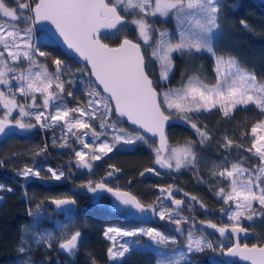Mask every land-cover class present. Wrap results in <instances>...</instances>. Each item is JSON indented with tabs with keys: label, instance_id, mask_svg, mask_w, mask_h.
I'll use <instances>...</instances> for the list:
<instances>
[{
	"label": "snow or ice",
	"instance_id": "6c2138e0",
	"mask_svg": "<svg viewBox=\"0 0 264 264\" xmlns=\"http://www.w3.org/2000/svg\"><path fill=\"white\" fill-rule=\"evenodd\" d=\"M12 4L15 6H10L8 0H0V85L6 89V91L0 90V105L5 109L3 116H0V139L24 134L33 129L36 125L30 122L31 118H34L42 129L66 127L60 146L68 147L67 137L72 135L84 149H92L91 152L74 149L78 158L77 167L91 171L93 165L86 159L88 156L91 160H100L102 156L112 152L118 144L134 145L137 141L148 143L143 135L131 134L124 128H117L116 122L109 123V116L113 112L111 105L114 102L116 114L127 117L128 121L138 125L145 132L159 136L160 147L154 149L155 162L162 168L179 170L188 166L195 167L198 154L195 145L189 141L183 147H172L170 155H163L165 149L169 147L164 128L170 114L166 115L165 108L174 110L181 119L189 123H191L189 113L201 110L208 112L217 105L225 118L229 117L238 106L254 105L264 113V82L258 80L255 70L248 71L235 56L218 52L217 45L223 35L221 29L222 18L225 16L224 0H154V2L153 0H12ZM231 7L234 10L236 5L233 4ZM131 14L137 16L131 23L136 25L144 44L152 46L151 25L147 20L149 14L174 17L177 22L178 41L174 43L170 33L161 31L150 57L145 55L139 43L127 37L116 47L101 42V30H113L111 35L114 36L128 22L126 16ZM40 22L50 23L54 26L55 33H52L51 29L43 28L41 31L45 35L36 37L35 25ZM240 24L250 30V26L243 19L240 20ZM57 33L68 49L87 62L85 68L91 67L89 75L95 77L107 97L93 89L87 92L90 97L87 107L81 105L67 107L63 96L65 84L72 85L74 79L69 78L65 81L63 77L73 76L71 69L61 59H55L53 72L47 64L37 59V56L48 55L45 51H41L40 44L54 41ZM173 53L189 56L210 54L214 60L215 83L209 84L206 78L197 72L182 87L159 92L158 83L150 75L149 69L154 62L157 63L159 81L169 80L170 73L174 70ZM25 61L28 67L22 68V63ZM200 68L202 69L203 66L201 65ZM37 92L43 97L42 105L37 103L35 95ZM17 93L25 98L24 102L17 100ZM67 95L71 97L73 92L69 91ZM29 97L31 103L28 102ZM37 108L40 110L30 111ZM14 110H18V118L13 117ZM77 113L78 116L75 115ZM97 119L100 129L104 131L95 130L92 121ZM191 127L196 130L201 145L211 140L206 125L201 129L196 123H191ZM109 128L117 133L112 137V142L97 143ZM258 129L264 130V121L252 127L251 147L246 149L258 158V164L248 168L241 159L229 167L228 159L225 157L221 164L214 165L219 171H214L213 176L229 181V189L225 190L221 186L216 195L223 199L226 207L220 211L222 215L227 216L231 224L218 227L210 220L201 223L215 229L223 239L235 235L238 241L241 233L245 236L248 234V230L241 226V218L249 222L254 221L255 217L264 219V135H258ZM89 132L92 141L85 142L84 137H87ZM56 143L54 139L53 144ZM233 145L234 142L225 137L222 146L231 149ZM45 150L46 147L40 149V152ZM40 152L36 154L39 155ZM47 171L54 180L59 181L65 177L63 171L58 172L50 167ZM146 171L152 172L154 169L149 168ZM40 174L41 169L35 162L32 167L26 165L22 170L17 171V175L25 179L40 177ZM112 175L113 172H109L107 177ZM143 175L142 172L141 176ZM219 182L217 181L218 184ZM82 187L86 188L87 192L95 194L98 199H103L101 194L104 192L111 194L114 201L110 206L121 215H140L142 218L151 212L161 220L175 224L177 233L183 234L187 231L186 243L183 245L186 251L180 250L179 246L169 251L167 246L177 244L176 238L167 236L160 230L151 227L134 230L109 227L103 233L113 242L107 249L109 261L122 264L126 255L146 248L138 239L119 240L118 237L147 236L155 245L152 250L156 254V264H191L190 254L203 253L206 250L214 254L209 258L210 264H237L236 258L250 264H264L262 244H252L251 247L244 244L241 247L238 242L232 246H227L223 241L214 243L210 238L211 234L196 228L195 217L185 229L183 225L189 224V218L180 214L185 202L172 198L171 187L166 190V195L175 206L172 209L163 206L162 202L146 206L136 195L122 191L119 187L114 189L106 180L95 184L89 180ZM2 190L4 185H0V191ZM7 191L11 192L12 189L8 188ZM161 191L165 192L164 189ZM191 199L200 203L201 207H205L195 196ZM51 203L70 219L73 212L71 206L76 204V200L53 199ZM254 203L259 205L258 209L254 207ZM29 215L34 217L31 227L35 229L45 215L42 202L36 205V212L30 210ZM61 228L63 232L58 247L68 256H74L79 249L82 232L79 229L69 232L68 225H61ZM198 231L200 235L196 234ZM32 242L51 248L53 234L34 231L33 241L22 237L18 245L19 252L21 254L28 252ZM26 244L29 247H25ZM23 264H32V262L29 258L25 259Z\"/></svg>",
	"mask_w": 264,
	"mask_h": 264
},
{
	"label": "trees",
	"instance_id": "16d2710c",
	"mask_svg": "<svg viewBox=\"0 0 264 264\" xmlns=\"http://www.w3.org/2000/svg\"><path fill=\"white\" fill-rule=\"evenodd\" d=\"M8 3L10 6H15L12 4V0H8ZM233 4L236 5L234 10L231 7ZM263 7L264 0H224L225 16L222 18L221 29L223 35L217 45L218 52L235 56L241 65L249 71L254 69L256 65L254 46H256L257 39H259L257 24L262 15ZM132 17L137 16L135 14L127 15L126 19L130 21ZM241 19L247 22L250 30L245 29L240 24ZM173 22L174 19L170 18L168 21L153 20L152 23L155 28H162L163 26L172 25ZM21 26L23 27L24 25ZM44 35L42 32H35L36 37H43ZM138 36L136 27L127 23L114 36H103L101 39L110 46H116L122 39L127 37L141 45ZM40 49L48 53V55L45 57L37 56V59L41 63L47 64L51 71H55L53 61L61 59L71 69V73L74 74L71 77L69 75L63 77L65 81L69 78L74 79L72 85L65 84V92L63 94L65 102L69 103L77 100L85 102L89 100L87 92L93 89L100 92L93 85L94 83L90 79L88 69L67 56L59 46L49 41L46 44H40ZM142 51L145 52L146 56H151V53H147L143 46ZM26 63H22L21 67L23 68ZM173 65L174 70L170 73L169 80L164 82L159 81V65L155 62L151 65L149 72L157 81L159 92H166L169 89L180 87L197 72L206 78L209 84L215 83L214 60L208 53L196 56L174 53ZM201 65L203 66L202 69L200 68ZM91 86L95 87L91 89ZM69 91L73 92V96L67 95ZM38 94L41 96L40 93H36V95ZM71 104H67V106ZM164 110L166 115L170 114V117H172L166 130L170 146L191 141L195 145V150L198 154L199 162L196 167L191 170L177 172L165 170L161 172L155 162L156 153L154 149L156 148V143L147 139L148 143L139 142L131 148L116 147L106 156H102L92 176L100 179H109L108 181L116 183L114 185L115 188L119 187L120 189L129 190L146 206L158 204V198H160L159 202H162L160 188H175L178 191L175 193L177 197L187 193V195L192 197L195 196L198 201L205 205V207H201L200 203L192 202L194 211H185L189 217L203 219L200 216L201 212L213 210L214 220L221 221L219 219L222 218L220 210L225 208L226 205L224 201L217 197L216 192L219 191V187L223 182L217 183V178L213 176V170H211L209 163L212 161V164L215 163L216 165L217 162H223L225 157H227L229 164L230 162L236 163L241 159L244 160V166L248 168L258 164V158L252 152L246 151V149L248 141L252 138V127L263 119L264 114L253 105L245 108H236L227 118L223 116L219 109H214L209 113H201L199 116L189 113L191 123H196L201 129L206 125L210 133L211 140L201 145L199 142L200 138L196 130L191 127V123L185 120H175L174 117H180L175 111L171 112L166 108ZM116 120L117 118L113 111L110 114L109 123L111 124L112 121ZM120 121L122 122V120ZM121 127L129 131V133L136 132L130 129L125 121L122 122ZM48 131L49 129L39 131L38 134L33 135L28 143H24V140L19 137L8 140L4 147H0V183L5 184L7 189H12L11 192L7 191V189L0 191V194L3 195L0 202V264H23L24 260L29 258L32 264H118V262L109 261L108 259L107 249L109 242L103 233L108 226L112 225L125 229L134 228L133 225L137 224L136 222L138 221L121 215L108 207L109 198L106 195H102V203L97 204L95 197L85 196V192L81 194L85 190L82 185L87 183L89 179H72L67 170H65V177L61 180L45 183L38 180L39 178L30 177L31 179L33 178V180H30V178L25 179L17 175V171L21 170L25 164H21L17 156L21 151H25V157L23 158H25L27 165L41 158L44 161L41 159L38 161L39 163L46 162L56 168H62L64 163H67L66 158L62 159L60 154L52 150L53 146L49 142ZM225 137L234 142L231 149H226L222 146ZM45 147L46 150L40 152V149ZM33 150H39L40 154L33 153ZM41 154L43 156H40ZM149 168H155L159 173L155 174L152 171L149 174L146 171ZM109 172H113L111 177H107ZM142 172L144 173L143 176H141ZM63 198L76 200L75 206H72L73 212L70 222L66 224L69 232L76 229L82 232V240L76 254L70 257L67 254L58 252L59 238L63 232L62 228L60 232L59 230L55 232L56 237L53 238V246L51 248L32 242L30 250L21 254L18 250V245L21 238L25 237V234L28 235L25 238L26 240L33 241L34 231L41 232L43 229H54L55 231L56 224L66 220L65 217L67 215L57 210L51 203L53 199ZM41 202L43 210L47 212V217L43 218L39 225L33 229L31 226L34 217L29 215V211L31 210L35 213L36 205ZM161 221L157 220V223L162 227L163 222L160 223ZM254 222L252 225L244 226L252 231V237L244 242L248 243V245L264 243V219L260 218ZM155 223L151 222L153 225ZM215 240H218L217 237H215ZM146 244L145 250L133 251L131 254L126 255L122 264H156V254L149 243ZM176 245L182 246L183 244L178 242ZM25 247H29V245L26 244ZM211 255L212 252L208 250L205 253H192L190 255L191 264H210L209 258Z\"/></svg>",
	"mask_w": 264,
	"mask_h": 264
},
{
	"label": "rangeland",
	"instance_id": "374dc122",
	"mask_svg": "<svg viewBox=\"0 0 264 264\" xmlns=\"http://www.w3.org/2000/svg\"><path fill=\"white\" fill-rule=\"evenodd\" d=\"M153 2H154V0H153ZM137 17H132L131 18V20L130 21H128L127 23H130V25H134V24H132L131 23V21L133 20V19H136ZM170 18H173L174 19V22H173V24L172 25H170V26H168V27H165V26H163L162 28H155L154 26H153V20H159V21H168ZM147 20H148V22H149V24L151 25V33H152V39L150 40V44L152 45L151 47L149 46V45H146V44H144V41H143V39L140 37V36H138V40L141 42V45L145 48V50H146V52L147 53H151L152 52V50H153V47L155 46V44H156V41H155V39L159 36V33L161 32V31H167L168 33H170L171 34V36H170V38L173 40V42L175 43V42H177L178 41V39H179V36H178V33H177V22H176V20H175V18L174 17H172V16H168V17H164V16H159V15H157V16H152V15H148L147 16ZM126 23V24H127ZM125 24V25H126ZM135 27H136V25H134ZM136 30H137V28H136ZM257 31L259 32V39H257L258 41H257V44H256V46H254V49H255V59H256V65H255V67H254V69H252V70H255V72H256V74H257V77H258V80H260L261 82H264V7H263V12H262V15H261V17H260V19H259V22H258V24H257ZM137 33H138V31H137ZM138 35H139V33H138ZM40 37H42V36H40ZM141 46V47H142ZM173 55H174V53H173ZM26 62V61H25ZM24 63V62H23ZM23 65V64H22ZM24 68V67H23ZM19 70V69H18ZM252 70H250V71H252ZM249 71V70H248ZM11 75V74H10ZM188 80H186L184 83H186ZM183 83V84H184ZM12 84H13V87H15V82L13 81L12 82ZM182 84V85H183ZM182 85L180 86V87H182ZM180 87H176V88H180ZM0 90H3V91H6V89L4 88V86L3 85H0ZM37 93H39V92H37ZM35 95H36V93H35ZM37 97L39 96V94L38 95H36ZM16 98H17V100L18 101H20V102H24V100L21 98V97H19V94L17 93L16 94ZM89 99H90V97H89ZM87 101L88 100H86L85 102H82L81 100H77V101H74V102H71L70 104V106H67V107H69V108H72V107H75V106H77V105H81V106H84V107H87ZM28 102L29 103H31L32 101H31V97H29L28 98ZM37 103H38V101H37ZM40 103V102H39ZM38 103V104H39ZM39 105H41V104H39ZM248 106H250V105H248ZM247 106V107H248ZM254 106V105H253ZM245 108V107H243V106H238L237 108ZM214 109H219V105H217V107L216 108H214ZM214 109H211L210 111H208V112H204L203 110H201L200 112H193V113H190L191 115H197V116H199V114H201V113H209V112H211L212 110H214ZM40 109L39 108H37V109H30V111H39ZM168 110V109H167ZM220 110V109H219ZM51 111H54V110H51ZM168 111H174V110H168ZM223 114V113H222ZM264 114V113H263ZM76 116H78L79 114L77 113V114H75ZM13 117L14 118H18V110H14V112H13ZM110 117V116H109ZM172 118V117H171ZM26 119V118H25ZM32 119V123H35V125H37V126H39L38 124H36V121H35V119L34 118H31ZM85 119H87V118H85ZM174 119L175 120H183V119H181L180 117H174ZM173 119V120H174ZM184 121V120H183ZM261 121H264V117H263V119L261 120ZM93 122V121H92ZM94 122L96 123V124H98V127H97V131H104V130H102V129H100V127H99V120L97 119V120H94ZM259 123V122H258ZM61 125H63V122H61ZM116 126H117V128H120V126H118L117 124H116ZM121 128H123V127H121ZM46 129H53V133H54V135H60V136H63V132H65L66 131V127H56V128H40L39 127V130L40 131H45ZM73 131H77L76 129H73ZM82 131V130H81ZM85 131H88V130H85ZM129 132V131H128ZM116 133V131L114 130V129H112V128H109V129H107V132H106V134L104 135V136H102L101 137V141H98L97 143H99V142H102V141H108L109 143H111L112 142V137L114 136V135H116L115 134ZM136 133H138V132H131V134H136ZM140 134V133H139ZM258 135H264V130H259L258 129V133H257ZM89 135H91V133L89 132ZM109 136V137H108ZM112 136V137H111ZM75 137V136H74ZM56 139H58L57 137H56ZM86 139L88 140V139H92L90 136H87L86 137ZM252 139H253V137L248 141V143H247V148H250L251 147V142H252ZM50 142H51V140H49ZM88 142V141H87ZM139 142H143V141H137L136 143H139ZM136 143L134 144V145H124V144H118L117 145V148H131V147H133V146H135L136 145ZM225 143V141L223 142V144ZM78 145H80V146H82L79 142H78ZM184 146V144H180V145H172V146H170V148H169V150H168V153H167V155L166 156H168V155H170V150H171V148L172 147H177V148H179V147H183ZM82 151H84V148L82 149ZM97 154H99V153H97ZM254 155V154H253ZM18 156V155H17ZM256 157V156H255ZM257 158V157H256ZM199 161H197V163H198ZM209 162V161H208ZM36 163V166L38 167V168H40L41 169V174H40V177H36V178H39L41 181L43 180V181H45V182H50V181H55L53 178H52V176H51V173H49L48 171H47V169L49 168V166H48V164L46 163V162H44V163H39V162H35ZM39 163V164H38ZM196 163V164H197ZM222 162H217V164H221ZM234 163V162H233ZM38 164V165H37ZM216 164V165H217ZM231 162H230V164L228 163V166L230 167L231 166ZM34 165V163H32V166ZM209 165H210V168H211V170H213V172L214 171H219V169H216V168H214V165H215V163H213L212 164V161H211V163H209ZM254 165H256V164H254ZM26 165H24L23 166V168L25 167ZM27 166H29V165H27ZM32 166H29V167H32ZM253 166V165H252ZM157 167H158V169L161 171V172H163V171H165V170H167V171H175V172H177V171H183V170H191L192 168H193V166H188V167H184V168H181V169H179V170H175L174 168H162V167H160V165H158L157 164ZM196 167V166H195ZM246 167V166H245ZM22 168V169H23ZM251 168V167H250ZM21 169V170H22ZM154 169V173L155 174H157V173H159L158 172V170L157 169H155V168H153ZM56 171H57V169H56ZM44 177V178H43ZM217 179V181H220V182H223V184H221L220 185V187L221 186H223L224 188H225V190H228L229 189V181H227V180H220V177L219 176H215ZM219 177V178H218ZM0 185H4V190L5 189H7V186L5 185V184H3V183H0ZM161 189H164L165 190V192H162L161 191ZM168 188H160V197L162 198V203H164V204H162L163 206H166L168 209H172L173 207H168L167 205V203L165 202V198L167 197V195H166V190H167ZM173 189V193H176V192H178L177 191V189H175V188H172ZM87 190V189H86ZM103 194V193H102ZM86 195H89L90 196V198L92 197V198H94L96 195L95 194H93V193H89V192H86V194H85V196ZM95 195V196H94ZM0 197H3V195L2 194H0ZM96 199V203L97 204H100V203H102V200L101 199H98L97 197H95ZM219 198V197H218ZM222 201H223V199L222 198H220ZM113 199H110V201L109 202H107V205H108V207H110L112 210H113V208L110 206L112 203H113ZM0 202H1V199H0ZM159 204V203H158ZM165 204H167V205H165ZM153 205V204H152ZM75 206V205H74ZM188 207H189V209H192V204H188ZM233 207H234V205H233ZM254 207H256L257 209L259 208V205L258 204H255L254 203ZM44 211V213H45V215H44V218L45 217H47V212H46V210H43ZM207 211H209V210H206V211H204V212H201V217L203 218L204 217V214L207 212ZM213 211V210H212ZM211 211V212H212ZM204 213V214H203ZM181 214V216H185V217H188L189 218V221H192V218L191 217H189L186 213H183V211L180 213ZM199 215V214H198ZM125 216V215H124ZM153 217L151 218V221H148V222H150V223H145V222H141L142 221V219H141V216L140 215H130V219H135V220H139V219H141L140 221H138V222H136L137 224H135V225H133L134 226V228H131V229H125V228H120V227H116V226H114V225H112V226H108L107 228H109V227H115V228H119V229H123V230H134V229H138V228H149V227H151V228H155V229H157V230H160L161 232H163L165 235H167V236H174L175 238H176V241H177V243L179 242V243H181L182 242V244L184 245V243H186V236H187V231H185L183 234H181V233H177L176 231H175V228H176V225L175 224H173V223H170L168 220H162L160 223H162L163 222V224H162V227H161V225H158V223H157V220L159 221V220H161L160 218H159V216H155V215H152ZM126 217H129V216H126ZM143 218V217H142ZM65 219L66 220H63V221H61V222H58L57 224H56V230L54 231V229H43L41 232H50V233H52L53 234V232H54V234H53V238L54 237H56V235H55V232H57V230H59V232H60V229H61V225H66V224H68L69 222H70V219L66 216L65 217ZM223 223L222 224H220V223H218V222H221V221H219V220H217V221H211L212 223H215V224H217L218 225V227H223V226H225V225H230L231 224V222L228 220V218H227V216H224V215H222V218H219ZM260 218L259 217H255V219H254V221L255 220H259ZM201 218H195V223H196V228L197 229H201V230H203V232L204 233H206V234H211V239L213 240V242L214 243H219L220 241H223V243L224 244H226L227 246H229V244L231 243V238L229 237L228 239H220L219 238V233L218 232H216V230L215 229H212V228H208L207 227V224H204V223H201ZM156 221V223H155V225H153V224H151V222H155ZM254 221H252V222H249V221H247L245 218H241V226H248V225H252V224H254L255 222ZM151 224V225H150ZM190 224H191V222H189V225L188 224H185V225H183V227L185 228V229H187L189 226H190ZM106 228V229H107ZM206 229H208L207 231H206ZM197 235H200V232L198 231L197 233H196ZM26 236H28L27 234H25V237L24 238H26ZM141 237H143V238H141ZM215 237H217V239L218 240H215ZM118 239L119 240H128V239H138L139 241H140V243H141V245L142 246H147V244L146 243H149V245L152 247V248H155V245L153 244V242L147 237V236H138V237H135V238H129V237H118ZM108 242H109V247L112 245V241H110V240H108ZM183 245L182 246H179V248H180V250H184V251H186V249H184L183 248ZM168 250L169 251H171L172 249H175V248H177L178 247V245H176V244H169L168 246ZM206 252V251H205ZM204 252V253H205ZM195 254V253H194ZM191 255V254H190ZM214 254L212 253V255L211 256H213Z\"/></svg>",
	"mask_w": 264,
	"mask_h": 264
},
{
	"label": "flooded vegetation",
	"instance_id": "af4514ba",
	"mask_svg": "<svg viewBox=\"0 0 264 264\" xmlns=\"http://www.w3.org/2000/svg\"><path fill=\"white\" fill-rule=\"evenodd\" d=\"M28 67V64L26 63L25 64V66H24V68H27ZM94 85V84H93ZM93 87H95V86H91V89H93ZM96 88V87H95ZM19 97H21L23 100L25 99L24 97H22V96H20L19 95ZM37 101H38V103L39 104H43V98L41 97V96H38L37 97ZM64 101H65V99H64ZM66 104H70L71 102H69V103H67V102H65ZM4 112H5V109L2 107V105H0V116H3V114H4ZM29 118H26V120H28ZM118 120V119H117ZM112 121V122H116V124L118 125V126H120V125H122V122L120 121V120H118V121ZM30 122L32 123V119H30ZM111 122V123H112ZM93 123V125H94V127H95V130L97 131V127H98V124H96L94 121L92 122ZM126 123V122H125ZM33 124H35V123H33ZM39 127L40 126H35L33 129H31L30 131H28V132H26V133H24V134H20V135H15V136H12V137H8V138H6L5 140H3L1 143H0V147H4V145H5V143L8 141V140H10V139H13V138H21V139H23L24 140V143H28L30 140H31V138L33 137V135L35 134H38L39 133ZM82 131H85V130H82ZM49 135H48V138H49V140H51V142H50V144H52V150L54 151V152H56V153H58V154H60V156H61V158L62 159H64V158H66V160H67V163H64V166H63V164H62V168L60 167V168H56V167H52V165L51 164H48V166L50 167V168H52V169H54V170H56L57 169V171L59 172V171H63L64 173H65V170H67L68 172H69V176L72 178V179H74V178H79L80 180L81 179H86V178H88L89 180H91V181H93V184H95L96 182H100L101 180H106L107 181V183L109 184V186L110 187H113L114 189H115V187H114V185H116V183H112V182H110V181H108L109 179H100V178H98V177H94V176H92V174L94 173V171H95V169H96V167H97V165H98V163L100 162L99 160H91V157L90 156H88V157H86V159H88V160H90V162L92 163V165H93V167H92V170L91 171H89L88 169H86V168H79V167H77V163H78V158H76V156H75V151H74V149L75 150H82L83 149V146H80V145H78V141H76V137H74V136H72V135H69L68 137H67V143H68V147H61L60 146V143L62 142V136H60V135H54V133H53V129H49ZM97 132H101V131H97ZM88 136H90L91 138H92V136L91 135H88ZM56 137L58 138V139H56ZM109 137V136H108ZM112 137V136H111ZM56 140L57 141V143L56 144H53V140ZM84 139H85V142H91L92 141V139H86V137H84ZM23 145V144H22ZM91 150L92 149H84V152H91ZM37 152H39V150H33V153H37ZM40 156H43V154H41ZM18 157H19V162L21 163V164H23V163H25L26 165H27V163H26V161H25V158H23V157H25V151H21L20 153H19V155H18ZM42 159V158H41ZM40 159V160H41ZM40 160H36V162H38V161H40ZM43 161H44V159H42ZM52 162H54V161H52ZM41 163H44V162H41ZM24 164V165H25ZM38 165V164H37ZM29 166H32V164H29ZM66 166V167H65ZM97 171V170H96ZM96 173V172H95ZM33 178H36V177H33ZM33 178L31 179L30 178V180H33ZM44 178V177H43ZM38 180H40V179H38ZM41 181V180H40ZM42 182H44L45 183V181H43L42 180ZM51 182H54V181H51ZM84 192L86 193L87 192V190H86V188H85V190H83V192L81 193V194H84ZM177 193V192H176ZM101 195H106V194H101ZM95 196V195H94ZM108 196V195H107ZM96 197V196H95ZM173 197L175 198V199H181V200H183L185 203L182 205V208H183V213H185V211L186 210H189V207H188V204H192V203H189V202H187L186 200H184V197H185V195H182L181 197H177V195H175V193H173ZM108 198H109V201H110V199H113L114 200V198H111V197H109L108 196ZM158 203H161V201L159 202L158 201ZM162 204H164V203H162ZM165 205H167V204H165ZM168 207H172V205L171 204H168L167 205ZM204 214V213H203ZM205 214H207L206 216H205ZM204 214V217H206V218H204L203 217V219L201 220V221H209V220H211V221H214V219H215V217L213 216V212H211V211H207L206 213ZM151 216H152V213H151ZM130 217V216H129ZM153 217V216H152ZM151 217V218H152ZM142 219V221L141 222H145V223H150V222H148V221H145L144 220V218H141ZM141 219H139V220H136V221H140ZM135 220V219H134ZM156 222V221H155ZM189 222H192V221H189ZM219 223V222H218ZM223 222H220V224H222ZM208 229H206V231H207Z\"/></svg>",
	"mask_w": 264,
	"mask_h": 264
},
{
	"label": "water",
	"instance_id": "95a60500",
	"mask_svg": "<svg viewBox=\"0 0 264 264\" xmlns=\"http://www.w3.org/2000/svg\"><path fill=\"white\" fill-rule=\"evenodd\" d=\"M126 20H127V19H126ZM125 24H126V23H125ZM125 24H124V25H125ZM35 28H36V31H38V32H42L41 29H43V28H47V29H51V32H52V33H55V28H54V26H52V25H51L50 23H48V22H40V23H37V24L35 25ZM112 31H113V30H109V29L101 30V38H102L103 36H110ZM42 33H44V32H42ZM44 34H45V33H44ZM128 39H129V38H128ZM122 40H123V39H122ZM122 40L120 41V43L122 42ZM130 40H131V39H130ZM132 41H133V40H132ZM52 42H53L54 44H56L57 46H59V48H60V49H61V50L67 55V56L73 58L77 63H79L80 65H82L83 67H85V65L87 64V62L84 61L83 59H81V58L79 57V55L76 54L74 51L68 49V48H67V45L64 44L63 39H62L61 37H59L58 33L56 34V39H55L54 41H52ZM101 42L104 43V42L102 41V39H101ZM133 42H135V41H133ZM135 43H137V42H135ZM118 45H119V44H118ZM118 45H116V46H118ZM109 46H110V45H109ZM116 46H110V47H116ZM140 46H141V45H140ZM141 49H142V47H141ZM86 68L88 69V71H89V73H90V71H91V67H90V66H87ZM90 79H91L92 82L95 84L96 88H97L98 90H100L102 96L107 97V94L103 92V88H102V86L99 85V83L95 80V77H94V76H90ZM111 106H112L113 111H114V108H115L114 102L112 103ZM114 114H115V117H116L117 119L122 120V121H125L126 124H127V126H128L130 129H132V130H134V131L140 133L141 135H143V136L146 138V140L148 139V140L155 141V143H156V148L160 147V139H159V136H154V135H152V133L145 132L144 129L140 128L138 125H134V124H132L130 121H128L127 117H120V116H119L118 114H116L115 112H114ZM171 120H172V118L170 117L169 120L165 122V128H164V130H165V135H166L167 127H168L169 123L171 122ZM166 137H167V136H166ZM7 138H8V137H7ZM5 139H6V138L0 139V143H1L3 140H5ZM167 140H168V139H167ZM168 146H169V147L166 148L165 151H164V153H163L164 156L167 155L168 150H169V148H170V144H169V142H168ZM147 173L151 174V172H147ZM121 190H122V191H128V192H130L129 190H126V189H121ZM131 193H132V192H131ZM104 194H106V196L108 195L109 197L113 198V197L111 196V194H109V193H107V192H104ZM132 194H133V193H132ZM172 198L175 199L174 197H172ZM191 198H192V196H190V195H185L184 200H186V201L189 202V203H192L193 201H192ZM180 200H181V199H180ZM165 202H166L167 204H171L173 208L175 207V206L172 204L171 199H168L167 197L165 198ZM52 206L56 208V206H55L54 204H52ZM71 207H72V206H71ZM151 217H152V216H151V212H149V213H147V214H145V215L143 216V218H144L145 221H151ZM247 230H248V229H247ZM229 231H230V228H229ZM229 237H230L231 240H232V244H231L230 246H232V245H234V244H236V243L238 242V243L240 244V246L243 247L244 244H246V243H243L242 241H245V240L250 239V238L252 237V231L248 230V234H247L246 236H245L243 233H241L240 236H239V240H238V241H237V237H236L235 235H230ZM219 238H220V239H223V238L220 237V235H219ZM247 244H248V243H247ZM262 245H264V243H263ZM248 246L251 247V245H248ZM58 252L61 253V254H65L62 250L59 249V247H58ZM236 259H237V264H250V262L241 261V260H239L238 258H236Z\"/></svg>",
	"mask_w": 264,
	"mask_h": 264
}]
</instances>
